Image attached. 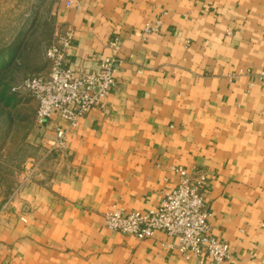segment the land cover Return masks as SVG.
<instances>
[{"label":"crops","instance_id":"obj_1","mask_svg":"<svg viewBox=\"0 0 264 264\" xmlns=\"http://www.w3.org/2000/svg\"><path fill=\"white\" fill-rule=\"evenodd\" d=\"M50 8L47 46L57 29H71L72 68L95 70L108 55L120 62L107 112L84 114L59 152L45 144L65 120L34 138L23 170H35L0 211V264H195L163 231L137 239L103 225L113 207L158 205L177 183L174 166L206 174L211 233L230 251L221 264H264V0H50Z\"/></svg>","mask_w":264,"mask_h":264},{"label":"built area","instance_id":"obj_2","mask_svg":"<svg viewBox=\"0 0 264 264\" xmlns=\"http://www.w3.org/2000/svg\"><path fill=\"white\" fill-rule=\"evenodd\" d=\"M74 1L63 0V3L71 7ZM156 30L157 23L146 24L141 36L144 38ZM71 42V29H66L64 33L57 29L44 51L47 71L27 75L12 87L13 91L27 93L35 101L39 127L46 126L55 117L68 123L67 127L59 124L54 127L53 139L45 144L46 153L63 150L67 129L77 126L88 111H108L105 99L115 84L114 71L120 62L115 55H108L98 61L95 70L72 68L67 51ZM118 42L119 37L113 36L110 45L115 46ZM257 77L264 81V72L257 73ZM34 170L35 164L22 171L21 184L12 196L30 179ZM173 171L177 175V183L163 192L158 205L144 211L108 209L103 213L104 227L137 239L152 237L157 231H163L175 238L169 247L177 249L184 260L195 259V264H221L229 258L230 251L227 242L211 233V213L203 193L206 174L182 166H174ZM21 220L24 221V218L21 217Z\"/></svg>","mask_w":264,"mask_h":264},{"label":"rangeland","instance_id":"obj_3","mask_svg":"<svg viewBox=\"0 0 264 264\" xmlns=\"http://www.w3.org/2000/svg\"><path fill=\"white\" fill-rule=\"evenodd\" d=\"M50 12V0H0V211L21 184L23 167L36 152L34 138L41 127L35 101L25 93L15 94L11 87L46 68Z\"/></svg>","mask_w":264,"mask_h":264},{"label":"trees","instance_id":"obj_4","mask_svg":"<svg viewBox=\"0 0 264 264\" xmlns=\"http://www.w3.org/2000/svg\"><path fill=\"white\" fill-rule=\"evenodd\" d=\"M23 78H24V77H23ZM21 80H22V78H21ZM21 80H20V81H21ZM20 81H19V82H20ZM19 82H18V83H19ZM18 83H16L14 86H16ZM14 86H12V87H14ZM12 87H11V91L14 92L15 94L18 93V92L13 91V90H12ZM25 94H27V93H25ZM27 95H28V94H27Z\"/></svg>","mask_w":264,"mask_h":264}]
</instances>
